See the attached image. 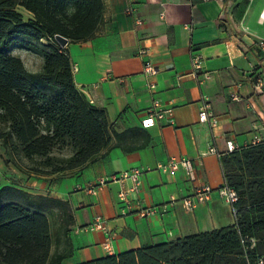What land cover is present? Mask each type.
<instances>
[{
    "label": "crops",
    "instance_id": "obj_1",
    "mask_svg": "<svg viewBox=\"0 0 264 264\" xmlns=\"http://www.w3.org/2000/svg\"><path fill=\"white\" fill-rule=\"evenodd\" d=\"M102 1L95 35L59 46L71 60L75 85L105 110L115 131L122 133L120 139L83 166L48 175L6 165L0 147V187L12 185L70 203L67 226L60 218L51 220L58 224L52 237L58 241L65 236L63 247L53 241L51 246V251L68 250L62 264L232 225V207L217 192L225 184L220 156L231 152L228 141L235 149L264 142V86L257 88L252 77L255 61L264 59L258 45L264 39V0ZM17 10L32 17L23 7ZM140 49L147 54L140 55ZM194 52L203 57L196 76ZM146 60L157 67L154 75L144 72ZM155 101L160 108L171 107L172 116L144 125ZM204 104L218 117L215 129L199 120ZM171 157L189 158L195 181L182 167L158 168ZM133 167L142 173L138 191L129 195L130 206L125 208L118 198L119 182L88 190L100 177ZM205 184L213 189L209 199L187 211L182 200ZM146 207L155 212L141 216L138 211ZM97 215L105 230L91 228ZM109 234L111 251L103 246Z\"/></svg>",
    "mask_w": 264,
    "mask_h": 264
},
{
    "label": "trees",
    "instance_id": "obj_2",
    "mask_svg": "<svg viewBox=\"0 0 264 264\" xmlns=\"http://www.w3.org/2000/svg\"><path fill=\"white\" fill-rule=\"evenodd\" d=\"M19 6L31 13L28 23ZM102 16V0H0V146L6 165L48 175L81 167L120 139L105 110L75 85L71 60L54 38L90 39ZM14 48L37 53L41 67L28 69ZM220 162L225 184L238 195L232 225L75 264H258L264 257V142L225 153ZM56 217L70 223L67 200L1 186L0 264H62L68 250L51 251Z\"/></svg>",
    "mask_w": 264,
    "mask_h": 264
},
{
    "label": "built area",
    "instance_id": "obj_3",
    "mask_svg": "<svg viewBox=\"0 0 264 264\" xmlns=\"http://www.w3.org/2000/svg\"><path fill=\"white\" fill-rule=\"evenodd\" d=\"M207 1V0H203ZM262 17H264V12L261 14ZM136 22L138 24L142 23V20L137 18ZM51 39V38H49ZM258 45L260 49L263 52L264 57V39H260L258 41ZM140 55L147 54L146 49H140L139 50ZM191 66L193 69V75H197L203 66V57L194 52L191 56ZM144 72L151 76L154 75L157 72V67L150 61L146 60L144 62ZM252 77L255 80V86L257 88H262L264 86V59L261 58L257 61H255V64L253 66L252 70ZM148 87L150 89L155 88V83L150 82L148 84ZM173 113V109L171 107L168 108H160L159 103L157 101L154 102L153 107L149 110L148 117L143 120V124L147 125L149 123H152L154 118H163L165 115L168 117H171ZM199 120L205 121L208 123L211 129H215L218 125V117L214 115V113L211 111L210 106L208 104H204L201 108V111L199 112ZM235 149V145L231 142H227V150L232 151ZM209 151H215L213 147H209ZM182 167L185 170V173L187 177L191 181H195V169L193 166L192 161L187 157H171L167 163L159 164L158 168H160L163 171L167 170H173L178 169ZM141 169L139 168H130L128 170L121 171L119 173L111 174L109 177H100L95 184H92L89 187V191L95 190L97 187H100L102 185H105L108 182H119L121 184L120 189L118 191V198L119 200L124 204V207L130 206V198L129 195L131 193H135L139 189L140 180H141ZM130 181V185L126 186L124 184L125 181ZM213 189L209 185H197L194 187V193L193 196L186 197L182 200L183 207L189 211L194 209L199 203H202L209 199L210 193ZM218 195L224 199L227 203H229L232 207L233 215L235 214V208L232 206V204L237 200L238 195L236 191L227 186L226 184L220 186L217 188ZM125 208H122L121 213L126 214ZM141 216L150 215L155 212L154 207H146L138 211ZM91 228L101 229L105 230V225L99 215H97L94 219L93 224L91 225ZM111 234L107 235L105 241H104V249L107 251H111ZM253 242V239H250ZM258 264H264V257H260L258 260Z\"/></svg>",
    "mask_w": 264,
    "mask_h": 264
},
{
    "label": "rangeland",
    "instance_id": "obj_4",
    "mask_svg": "<svg viewBox=\"0 0 264 264\" xmlns=\"http://www.w3.org/2000/svg\"><path fill=\"white\" fill-rule=\"evenodd\" d=\"M28 19L29 17L27 16V14H25V12L21 13V20L23 23H28ZM42 42L45 43V40H42ZM11 53L14 55L19 56L23 63L25 64V66L30 69V70H38L41 67L42 64V58L35 52L32 51H28L26 49H21V48H14L11 50ZM1 147V146H0ZM3 158V156H2ZM2 179L4 178H8L11 177L10 175L7 176H1ZM52 230L54 231L55 229H57V225L55 222L52 223ZM62 228L58 229V233L61 234ZM53 242H58L59 246L58 247H63L64 245V240H65V236H63L62 234L59 236V239L57 241L56 236L52 237Z\"/></svg>",
    "mask_w": 264,
    "mask_h": 264
},
{
    "label": "water",
    "instance_id": "obj_5",
    "mask_svg": "<svg viewBox=\"0 0 264 264\" xmlns=\"http://www.w3.org/2000/svg\"><path fill=\"white\" fill-rule=\"evenodd\" d=\"M54 38L56 39V41L61 45L64 46L67 42H68V38H66L65 36L61 35V34H56L54 36Z\"/></svg>",
    "mask_w": 264,
    "mask_h": 264
}]
</instances>
